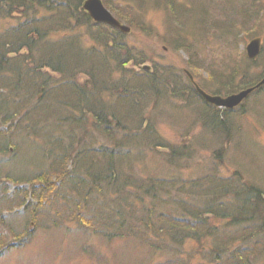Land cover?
I'll list each match as a JSON object with an SVG mask.
<instances>
[{
    "label": "trees",
    "instance_id": "obj_1",
    "mask_svg": "<svg viewBox=\"0 0 264 264\" xmlns=\"http://www.w3.org/2000/svg\"><path fill=\"white\" fill-rule=\"evenodd\" d=\"M84 1L0 0V90H3L0 92V166L19 153L20 135L41 146L46 158V163L34 171L19 172L13 194L4 182L0 183V259L27 246L37 228L65 229V222L78 219L77 223L90 226L105 237L131 235L136 230L141 233L139 229L145 228L155 240L147 242L148 249L181 255L179 259L171 257L157 264H193L183 259L180 248L184 238L201 239L200 231L207 234H203L205 237L213 238L209 256L200 253L204 262L212 264L207 258L214 255L213 264H264V186L237 177L241 175L238 170L233 171L231 178L217 176L222 153L233 138L241 137V127L237 125L240 112L236 114V110L208 103L189 88L184 89V96L202 103L194 109L198 123L211 132L219 147L216 146L215 165L207 166L192 178L180 173L169 178L150 177L156 181L150 183L148 192L158 194L161 202L172 200L175 211L160 208L157 214H150L154 215L152 221H140L144 227L139 228L114 202L105 203L103 199V210L98 198L91 199L92 195L83 190V181L88 179L91 185L100 184L94 187L98 191L105 188L107 176L111 185L128 183L130 178L125 174L136 167L129 163L122 166L123 161L135 156L144 159L147 154L142 144L169 155L175 167L182 165L186 148L193 151L191 146H186L188 141L163 144L154 130L156 124L145 116L146 108H142L146 97H154L153 92L162 88L153 90L156 72L151 75L142 72L138 76L129 73L125 69L127 64L145 63L144 52L130 47L127 36L117 29L94 22L83 9ZM219 1L104 0V3L119 20L148 36L155 33L146 23L145 13L149 8L164 9L166 24L173 34L171 40H176L175 48L193 54L196 46H189L186 30L197 32L205 43L221 31L223 26L218 31L212 26L219 10L211 12ZM3 20H16L17 24L1 27ZM261 53L264 55V50ZM236 70L239 73V67ZM235 74L230 73L232 77ZM263 77L264 72L254 83L251 80L238 88L255 85ZM212 80L220 83L213 75ZM220 93L223 92H215ZM173 94L180 92L174 90ZM107 97L116 99L110 103ZM86 134H89L87 139ZM237 141L234 146L239 147L241 142ZM92 145L98 164L95 169L88 166L83 171L77 155H90ZM2 172L0 169V176ZM7 177L10 178L8 173ZM23 183H28L29 188L22 186ZM208 218H221L225 222L211 231L202 226ZM100 224L104 226L99 230ZM63 233L68 235L66 231ZM253 233L263 236V241L254 240ZM163 236L169 239L168 247L161 243ZM92 245L83 244L81 248L103 262Z\"/></svg>",
    "mask_w": 264,
    "mask_h": 264
},
{
    "label": "rangeland",
    "instance_id": "obj_2",
    "mask_svg": "<svg viewBox=\"0 0 264 264\" xmlns=\"http://www.w3.org/2000/svg\"><path fill=\"white\" fill-rule=\"evenodd\" d=\"M191 1L197 0H181V2L187 3ZM226 3L228 4L227 7ZM216 10H219L218 18L212 23V26L217 27V31L219 27H223L216 35L210 37L207 43L197 32L192 29L186 30L189 46H196L193 54L175 48L173 43L176 40H171L173 34L166 24V12L162 8H149L148 12L145 13L144 19L152 27L154 36H148L128 24L132 31L125 34L127 42L131 45L130 47L144 52L143 56L147 59L144 64L151 66L152 70L144 69L143 64L133 62L127 64L125 69L131 74L134 72L135 76L141 75L142 72L151 75L155 71L153 90L156 87H162L159 91L157 90V93L156 91L153 92L154 97H146L145 103L142 104V108H146L145 116L156 124L154 130L161 136L164 145H176L188 141L185 143L186 146L193 148V151H189L188 148L185 149L183 154L185 159L182 158L184 161L181 160L182 165L175 167L172 166L173 161H170L169 155L158 152L147 144H142L145 146L144 150L147 154L144 159L135 156L132 160L123 161L122 166L129 163L136 167L135 170H130V173L125 174L130 178L128 183L124 182L123 185L119 186L111 185L109 183L110 177L107 176L104 179L105 188H100L98 191L94 187L100 184L91 185L92 182L89 179L83 181V190L92 195L91 199L96 200L98 198V202L104 199L105 203L114 202L120 209L126 211L129 221L139 228L144 227V225L139 224L140 221L145 220L147 222L149 219L152 221L154 216H151L152 213L157 214L158 211H161L160 208H164L167 212L175 211L172 200L161 202L158 199V194H153L152 191L148 192L150 183L156 181L150 177L169 178L173 177V174L180 173L184 177L192 178L194 175L201 174L200 172L207 166H214V162H216L214 156L218 151L219 144H216L211 132L203 129L198 123V113L194 110L197 109L196 105L202 103H197L195 99L186 98L183 93L185 92L184 89L189 88V90L198 93L195 86L196 82L202 89H204L203 86H206L209 90H204L209 94L227 97L253 87L254 84L245 88H238L245 83L252 82L251 80L254 83L264 72V55L261 53L257 59L253 60L248 57L246 50L247 45L257 37L262 39V51L264 50V0H221L217 2L214 9H211V12L214 13ZM110 11L112 12L111 9ZM191 13L196 15V20H199L200 17L197 14ZM113 14L115 15V13ZM16 22V20H3L1 27H7ZM196 27L201 28L200 26ZM243 62H247V64L244 66ZM237 67L240 69L239 73L236 70ZM231 72H236L234 77L230 75ZM243 73H246V76ZM188 74L195 77V82ZM212 75L217 79V82H220L219 84H215ZM179 84L181 87L177 88L176 85ZM184 85L186 86L184 87ZM218 87H225V89L218 90ZM263 87L264 85L252 92L238 106L223 108L229 111L236 110V114L240 112L237 116V125L241 127L242 134L240 133V138H233L228 149L221 155L222 161L218 162L220 173L217 175L221 179L233 177V171L238 170L241 175H236L237 177L264 186ZM260 89L262 90L259 91ZM174 90L176 93L179 91L180 94H173ZM216 91L223 93L217 95L215 94ZM107 98L110 103L116 99V97L115 99L113 97ZM127 113L129 114L127 117L131 116L129 112ZM131 118L132 116L129 117L130 120ZM85 137L87 139L89 134H86ZM236 141L241 142L240 148L234 146ZM17 142L21 146L19 153L8 163L0 166L3 171L2 176H0V183L6 184L10 194L14 193L18 184L16 178L19 172L32 171V169L34 171L46 163L41 146L33 145L27 137L22 135L17 137ZM100 142L104 143L102 140ZM94 145L91 147L90 155H77L81 160L83 171L88 166L95 169V165L98 164L97 159L99 158L93 152ZM15 149L11 150L12 155L15 153ZM142 155L143 153H141ZM7 173L10 178L7 177ZM80 174H84V172H80ZM85 179L87 178L85 177ZM113 181L114 178L111 179V182ZM22 186L29 188L28 183H23ZM101 203L99 207L105 210L104 202ZM87 214L90 215L89 210H87ZM89 217L92 219V216ZM208 220L205 222L206 224L202 223V226L211 231H213L212 227L220 228L225 222V219L221 218L213 220L208 218ZM77 221L78 219L65 222V229L52 228V226L48 227L50 230L44 227L37 228L33 240L27 246L0 259V264H157L171 259V257L179 259L181 256L180 253L176 256V253L171 254L164 250L148 249L146 244L152 239L150 237L151 232L145 228L139 229L142 231L141 233L136 230L131 235L116 236L111 234V236L105 237L103 233L101 235L94 228L81 225ZM103 226L100 224L98 229L100 230V227ZM43 228L45 230H42ZM63 231H66L68 235L65 236L66 233ZM200 233L201 239H182L180 248L183 252L182 256L185 261H191L193 264H210V262H204L201 254L209 256L212 247L210 242H213V238L205 237L204 235L207 234L202 231ZM178 234L181 235L180 232ZM165 236L161 238V243L168 247L169 239ZM142 237H148L142 239L145 246L141 240ZM253 239L263 241V236L259 237L257 233H253ZM205 240L209 242H205ZM96 243L101 245H96ZM83 244H89V246L93 244L92 247L97 248L96 254L102 257L100 259L103 262H99V257L94 258L92 257L93 254L89 255L87 250L81 248ZM207 259L214 263L216 258L212 255Z\"/></svg>",
    "mask_w": 264,
    "mask_h": 264
},
{
    "label": "water",
    "instance_id": "obj_3",
    "mask_svg": "<svg viewBox=\"0 0 264 264\" xmlns=\"http://www.w3.org/2000/svg\"><path fill=\"white\" fill-rule=\"evenodd\" d=\"M83 9L87 12V14L93 19L96 23H104L107 24L123 34L131 33V27L119 20L104 4L103 0H85L83 3ZM262 39L260 37L254 38L246 47L247 55L250 59H257L262 51ZM143 68L147 70H152L151 66L147 64H143ZM189 76L194 80L193 76L189 74ZM195 82V80H194ZM264 85V77L253 87L245 89L239 93H235L229 95L227 97L215 96L209 94L207 91L202 89L196 82L195 86L198 93L201 97L208 103H211L215 106H219L222 108H234L244 102L252 92L256 89L262 87Z\"/></svg>",
    "mask_w": 264,
    "mask_h": 264
},
{
    "label": "bare ground",
    "instance_id": "obj_4",
    "mask_svg": "<svg viewBox=\"0 0 264 264\" xmlns=\"http://www.w3.org/2000/svg\"><path fill=\"white\" fill-rule=\"evenodd\" d=\"M189 75V74H188Z\"/></svg>",
    "mask_w": 264,
    "mask_h": 264
}]
</instances>
